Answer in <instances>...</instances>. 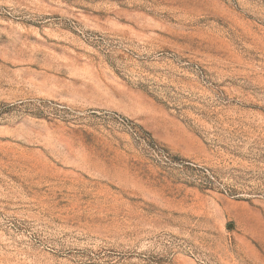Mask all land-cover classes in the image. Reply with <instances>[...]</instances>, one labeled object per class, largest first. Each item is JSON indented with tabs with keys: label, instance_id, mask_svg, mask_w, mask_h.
<instances>
[{
	"label": "rangeland",
	"instance_id": "1",
	"mask_svg": "<svg viewBox=\"0 0 264 264\" xmlns=\"http://www.w3.org/2000/svg\"><path fill=\"white\" fill-rule=\"evenodd\" d=\"M0 264H264V0H0Z\"/></svg>",
	"mask_w": 264,
	"mask_h": 264
}]
</instances>
